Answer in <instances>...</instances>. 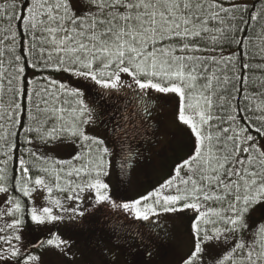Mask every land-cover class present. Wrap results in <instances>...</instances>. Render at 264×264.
<instances>
[{"label":"snow or ice","instance_id":"1","mask_svg":"<svg viewBox=\"0 0 264 264\" xmlns=\"http://www.w3.org/2000/svg\"><path fill=\"white\" fill-rule=\"evenodd\" d=\"M20 3L26 7V15H15L16 0H13L9 6L11 14L0 8V16H6L9 20L23 19L34 41L37 39L35 33H42L39 37L40 60L46 67L53 66L57 71L91 79L101 88L112 90L122 86L120 74L126 73L142 92L151 89L157 93L175 94L179 98L176 118L195 137L193 153L176 166L174 177L147 195L116 203L110 195L109 184L103 179L108 175L103 160L108 149L102 147V140L88 136L82 127L91 122L92 110L78 100L79 108L73 110L78 115L70 124L65 121L45 129V124L53 117L58 121L64 120L63 115L56 113L65 110L53 108L50 110L53 115L43 121L31 117L39 127L29 128L28 131H36L39 138L45 141L60 139L67 133L69 137L81 140L82 148L87 149V153L82 154L89 156L87 163L73 167L66 173L67 176L75 173L78 177L84 174L88 177L86 181L75 185L66 181V186H62L57 172L55 188L60 192H68L67 199L70 201H80L81 193L91 192L94 196L93 207L107 203L136 220L150 223L158 224L159 221L152 218L162 214L191 210L195 213L191 220L194 246L187 255L181 257L179 264H206V261L212 264H264V225L253 231L251 241L243 235L251 211L256 205L264 204V142L258 143L247 127L237 123L236 116L230 114L224 120L213 115V96L216 94L213 80L219 82V78L214 74H203L208 72L209 63L218 64L220 61L215 57L196 55L203 51H215L217 45L231 42L234 37L228 34L234 33L237 28L229 21H235L238 17L243 19L240 13L246 9L238 5L225 8L218 0H88L95 10L90 8L86 14L77 15L72 0H31L30 4L28 0H20ZM259 14H264V7ZM250 18L256 21L258 13L251 14ZM44 44L52 46L47 51V57L44 56ZM36 49L37 44L33 43L26 54H34ZM15 59L18 64L21 58L16 56ZM221 59L226 64L233 63L235 67L232 57ZM245 67L248 65L245 64ZM16 71L23 73L24 68L17 66ZM201 79L206 82L199 84ZM11 82L9 80V84ZM228 82L225 76L223 83ZM64 87L61 85V89ZM72 94L79 96L75 90ZM140 99L147 113L148 103L143 97ZM219 99L223 102L225 97L220 96ZM13 105L19 108L14 101ZM37 110L41 111L39 106ZM246 111L264 112V106L258 105L256 109L248 108ZM8 118L12 119L11 114ZM214 119H220L221 124L228 126L213 125L211 121ZM255 119L261 125L256 127V132L264 136V115L256 116ZM213 128L215 131H212ZM93 145L99 153L95 160L91 158ZM74 159L79 160L81 156ZM20 165L16 191L24 197H30L36 189L45 188L51 196L53 187L41 177L33 181L23 160ZM182 171L184 175H181ZM3 172L4 169H0V173ZM3 179L5 177L0 175V180ZM33 183L35 188L29 187ZM169 189H174L175 194ZM8 191L7 186L0 185V193ZM209 202L220 207L206 208ZM7 203L10 206L0 210V215L13 217L12 223L6 225L13 233L0 237L8 244V247L0 250V261L3 264H40L39 255L23 254L26 245L17 247L11 243L13 238L16 241L22 239L21 235L15 233L25 224V212L19 198H9ZM48 203L51 206L27 210L34 224H82V218L89 211L87 208L82 209L79 203L75 207H66L58 198L49 199ZM230 239L233 241L231 244ZM213 242L217 246L221 242L228 245L222 257L213 253ZM72 244L70 238L53 235L40 247L71 255Z\"/></svg>","mask_w":264,"mask_h":264},{"label":"trees","instance_id":"2","mask_svg":"<svg viewBox=\"0 0 264 264\" xmlns=\"http://www.w3.org/2000/svg\"><path fill=\"white\" fill-rule=\"evenodd\" d=\"M80 2L85 4L88 10L90 8L95 10L88 0ZM218 2L225 8L238 5L242 9H246L240 13L243 19L238 17L235 21H229L230 24L234 23L237 28V31L228 34L234 37L231 42L217 45L215 51H203L196 55L215 57L217 61H220L218 64L209 63L208 72L203 74L205 76L214 74L219 78V82L213 80L216 90V94L213 96V115L224 120H227L230 114L236 116L237 123L247 127L249 134L253 135L257 141L264 136L255 130L256 127L261 126L255 117L264 115V112L246 110L248 108L256 109L258 105L264 106V51H262L264 49V18L262 15L264 14H259L260 9L264 7V0H218ZM12 3L13 0H0V8H4L11 14L12 9L9 6ZM30 3L31 0H28V4ZM87 11L77 15H84ZM253 13H258L256 21H252L250 18ZM26 14V7L22 6L20 0H16L15 15ZM38 19H46V17H38ZM13 35L15 39H13ZM41 35L42 33L37 31L35 33L37 39L34 41L33 34L30 29H26L23 19L9 20L6 16H0V169H4L0 175L5 177L0 180V184L8 187L7 193L10 198L20 199L25 212L23 216L25 224L21 230L26 232L25 234L34 232V223L27 215V210L31 209L30 198L24 197L16 191V181L20 178L21 170V165L18 163L20 157L24 161V167L29 169V175L33 181L37 177H44L51 182L52 186L53 184L55 186L57 172L61 177L62 186H66V181L78 183L88 179L84 174L78 177L75 173L72 176H67L66 173L73 167H81L87 163L89 156H81V159H76L70 164H60L52 158L42 157L33 151L32 142L47 145L57 142H72L77 138H71L67 133H64L60 139L41 140L36 131H28L29 128L39 127L37 121L31 117L35 116L43 121L46 117L53 115L51 109L63 108L65 111L56 113V115H63L64 120L58 121L55 117L48 120L44 127L50 129L65 121L70 124L74 120L78 115V112L73 111L79 108L78 100L83 101L87 107L95 111L102 120L106 134L118 156L117 179L120 197L115 201L116 203L125 202L128 181V176L125 174L127 165L141 154L145 155L148 145L155 144L157 141V131L151 121V104L144 98V101L148 103V112L145 113L144 104L140 99L142 96L137 87L122 85L118 90L103 89L91 79L57 71L53 66L46 67L40 60L39 37ZM43 35L47 36L48 34L43 33ZM33 43L37 44L34 54H26ZM43 47L45 48L44 56L47 57V51L52 46L44 44ZM53 55L55 56V53ZM16 56L21 58L18 64ZM229 56L232 57L235 67H233V63L226 64L221 59V57ZM245 64L248 65L247 68ZM17 66L24 68L23 73H17ZM225 76L229 80L227 84L223 83ZM9 80L12 81L11 84H9ZM205 82L204 79L198 81L199 84ZM61 85L65 87L61 89ZM17 89L19 91H16ZM43 89H47V91H43ZM73 90L78 92L79 96L73 95ZM220 96L225 97L223 102L220 101ZM13 101L19 105V108L14 107ZM221 104H223L222 107ZM37 106L41 111L37 110ZM44 109L49 111L45 112ZM9 114L12 119L8 118ZM211 123L221 125V127L228 126V124H221L220 119H214ZM212 131H215V128ZM98 155L99 153L95 150L92 159L95 160ZM46 169L48 171H45ZM61 169L63 171H60ZM29 187H33V184ZM60 193L66 194L67 192ZM207 205L213 208L220 207L219 204L212 202ZM100 207L89 210L82 218V224L67 222V231L70 238L77 236L78 245L83 248L86 245L83 236L88 237L89 235L92 238L91 245L92 241L95 243L92 245L91 251H94L100 258L105 253L106 259H102L103 264H119L115 257L118 256V253L124 256V264H154L160 260L149 261L150 256L154 255L157 259H162L161 261L168 257L171 248L165 234L161 235L151 225L140 223L123 210L114 209L109 204H103ZM247 223L252 231L264 225V204L255 206L247 217ZM246 233L247 229L243 233L244 237ZM36 244H40V237L36 240ZM15 245L20 247L17 243ZM35 245L23 248H29V251L25 250L26 255L36 251ZM149 251L151 255H149ZM87 254H90V251Z\"/></svg>","mask_w":264,"mask_h":264},{"label":"rangeland","instance_id":"3","mask_svg":"<svg viewBox=\"0 0 264 264\" xmlns=\"http://www.w3.org/2000/svg\"><path fill=\"white\" fill-rule=\"evenodd\" d=\"M81 1V0H80ZM79 0H72L73 5L77 9V14L84 13L88 10V7L85 4H82ZM121 85L128 86L133 83L132 77L126 73L120 74ZM137 87L135 84H131ZM141 96L148 100L151 104V121L154 123V126L157 131V141L155 144H149L145 149L144 153L138 156L137 158L131 160L126 167L125 174L128 176L127 185L125 194V201H131L137 199L143 195L157 189L161 184L166 180L175 176L174 169L177 165L182 163L187 159L194 151V140L195 137L192 135L190 129L187 126L181 124L177 118V111L179 105V98L175 94H162L157 93L154 90H140ZM91 112V122L82 125L85 133L90 137H95L103 141L102 147L107 148L108 151L103 155L104 166L108 171V175L103 177L104 181L109 184L110 195L114 201L120 197L118 192V156L115 153V149L111 144L105 127L103 126L102 120L97 116L95 111ZM87 118V117H85ZM258 143L264 142V137L257 140ZM31 148L36 154H39L42 157L52 158L56 161H70L75 162L74 157L80 155L82 157L88 156L87 149L82 148V143L79 138L75 141L67 142H57L53 144H40L38 142H32ZM30 148V149H31ZM31 149V150H32ZM96 146L93 145V152H95ZM91 154V158L93 157ZM88 158V157H87ZM20 157L18 163L20 165ZM185 173L182 171L181 175ZM94 175V174H93ZM45 179L44 177H41ZM49 183V186H52L51 182L45 179ZM82 182L73 183L82 184ZM1 185V184H0ZM53 192L51 196L47 193L45 188H39L32 192L30 198L31 208L40 209L42 206H51L49 205V199H60L66 207H75L77 203L80 204L81 208H87L91 211L93 208H101V205L95 207L92 206L94 196L91 192L81 193L80 201L68 200L67 196L69 193L62 194L58 192L53 184ZM35 185L33 183V187ZM169 192L175 194L174 189H169ZM167 194V193H165ZM8 193H0V210H3L10 205L7 203L9 199ZM107 204V203H105ZM207 207H212L208 206ZM213 208V207H212ZM54 211H57L54 209ZM195 215L191 210H186L183 212L177 213H168L162 214L161 216L153 217L152 220H158L159 223H150L148 221L138 220L143 223L151 225L159 233L165 234V237L169 239L170 243V253L165 260L157 259L156 256L152 255L148 258L149 261H159L154 264H179L181 257L187 255L194 246V240L191 234V220ZM101 218V217H100ZM13 217L8 216L7 214L0 215V237H5L13 233V230L7 228L6 225L12 223ZM68 224L67 222H55L51 224L43 225H33V233L25 234L23 230L16 232V235H21L22 239L16 241L14 238L11 240L12 244L26 245L27 248L29 245H35L36 240L40 237V244H36L34 248L37 247L36 251L32 254L40 256V264H103L102 259H106L103 253L101 258L96 255L92 250V245L95 243L91 240L92 238L83 236L84 242H86L85 247L78 245V238L74 236L70 238L68 235ZM253 231L252 228L247 227V233L245 239L248 241L252 240ZM37 234V235H36ZM53 235H60L63 238H70L73 241L74 246L71 248V255H63L56 249H51L48 247H40L42 242H45L47 239L51 238ZM39 236V237H38ZM82 238V239H83ZM81 239V240H82ZM81 242V241H79ZM233 243L230 239L229 244ZM8 247V244L4 240H0V250ZM228 245L220 243L219 246L215 242L211 245L212 251L214 254H219L223 256L225 254L224 250L227 249ZM28 249H23V254L26 255ZM90 251V254H87ZM116 261L119 264H124V256H121L118 253ZM0 264H3V261H0ZM206 264H212L211 261H206Z\"/></svg>","mask_w":264,"mask_h":264}]
</instances>
